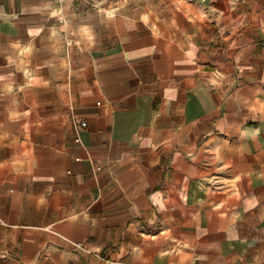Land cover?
<instances>
[{"label": "crops", "instance_id": "0c3cea01", "mask_svg": "<svg viewBox=\"0 0 264 264\" xmlns=\"http://www.w3.org/2000/svg\"><path fill=\"white\" fill-rule=\"evenodd\" d=\"M0 264H264V0H0Z\"/></svg>", "mask_w": 264, "mask_h": 264}, {"label": "built area", "instance_id": "2783aa9c", "mask_svg": "<svg viewBox=\"0 0 264 264\" xmlns=\"http://www.w3.org/2000/svg\"><path fill=\"white\" fill-rule=\"evenodd\" d=\"M57 1H68V0H57ZM82 125H85V123H82ZM76 246L79 248L81 247V243L80 242H77L76 243Z\"/></svg>", "mask_w": 264, "mask_h": 264}]
</instances>
